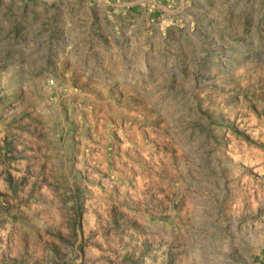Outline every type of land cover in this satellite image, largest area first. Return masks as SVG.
<instances>
[{"label":"rangeland","instance_id":"obj_1","mask_svg":"<svg viewBox=\"0 0 264 264\" xmlns=\"http://www.w3.org/2000/svg\"><path fill=\"white\" fill-rule=\"evenodd\" d=\"M0 264H264V0H0Z\"/></svg>","mask_w":264,"mask_h":264}]
</instances>
